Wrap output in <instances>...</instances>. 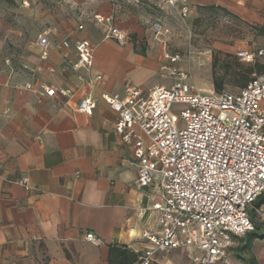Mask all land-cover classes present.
I'll return each mask as SVG.
<instances>
[{
	"label": "crops",
	"instance_id": "0c3cea01",
	"mask_svg": "<svg viewBox=\"0 0 264 264\" xmlns=\"http://www.w3.org/2000/svg\"><path fill=\"white\" fill-rule=\"evenodd\" d=\"M189 5L196 19L223 8L249 24L264 23V0H189ZM116 12L107 2L94 13L112 16V24L127 35L123 42L107 37L89 15L49 36L45 59L35 42L21 66L0 70V264H111L110 247L136 256L149 244L141 239L142 231L159 230L150 210L153 191L136 187L132 147L115 133L118 114L102 95H122L126 84L144 92L164 85L158 81L166 54L179 52H167L134 14L115 18ZM79 38L93 45L92 65L74 69ZM257 63L264 72V59ZM97 74L102 79L89 86L85 79ZM42 85L69 88L72 95H40ZM86 94L96 103L91 115L77 110ZM87 232L100 242L86 241ZM152 264L192 262L179 248L158 253Z\"/></svg>",
	"mask_w": 264,
	"mask_h": 264
},
{
	"label": "built area",
	"instance_id": "2783aa9c",
	"mask_svg": "<svg viewBox=\"0 0 264 264\" xmlns=\"http://www.w3.org/2000/svg\"><path fill=\"white\" fill-rule=\"evenodd\" d=\"M20 1L29 5V0ZM161 1L181 21L189 18V0ZM89 18L106 29L107 37L126 39V33L112 24V16L94 13ZM156 27L161 28L159 23ZM36 43L40 58L45 59L51 45L47 33L38 35ZM75 48L72 68L90 67L93 45L79 38ZM263 52L248 49L237 55L253 65ZM166 58L161 69L172 79L169 86L156 85L144 92L126 84L122 95H102L118 114L115 133L132 147L136 187L153 191L150 210L159 230L142 231L141 239L149 244L137 251L132 264H152L158 253L179 248L189 253L192 264H234L229 259L233 237L254 229L251 211L264 231V202L254 205L264 191V72L254 70L237 91L204 92L179 65L180 53L166 54ZM101 79L97 74L85 81L93 87ZM26 87L32 89L30 83ZM39 93L71 96L72 90L42 85ZM175 104L180 105V126L171 113ZM95 106L86 94L77 110L91 115ZM20 183L30 188L25 179ZM84 239L100 242L89 232Z\"/></svg>",
	"mask_w": 264,
	"mask_h": 264
},
{
	"label": "rangeland",
	"instance_id": "374dc122",
	"mask_svg": "<svg viewBox=\"0 0 264 264\" xmlns=\"http://www.w3.org/2000/svg\"><path fill=\"white\" fill-rule=\"evenodd\" d=\"M107 2L115 4V18L134 14L142 25L150 28L155 40L165 45L167 52L178 51L183 56L179 65L189 72L204 92L214 90L213 57L217 59L214 71L223 81L222 88L237 91L243 79L241 75L250 78L251 73L246 74L245 71L252 66V63L242 60L237 52L264 50L262 37L255 35L239 19L221 12L216 15L206 12L197 19L189 16L183 22L170 7L158 6L157 0L150 6L133 0H29L28 6H24L20 0H0V70L21 66L23 56L31 53L41 33H47L48 37L60 35L65 28L85 21ZM156 23L162 29L157 30ZM261 57L257 59L259 62L264 59V53ZM160 77L158 82L166 86L171 84L172 79L164 72ZM171 113L176 117L177 126H180V105L175 104ZM239 242L233 238L229 251L232 263L246 264V259L254 257L256 264H264V237H256L250 250L238 255L235 247Z\"/></svg>",
	"mask_w": 264,
	"mask_h": 264
},
{
	"label": "trees",
	"instance_id": "16d2710c",
	"mask_svg": "<svg viewBox=\"0 0 264 264\" xmlns=\"http://www.w3.org/2000/svg\"><path fill=\"white\" fill-rule=\"evenodd\" d=\"M141 3L146 2V0H139ZM214 7H204V9L206 10H211ZM220 10L224 15L239 19L238 17H236L235 15H233L232 13H230L229 11H227L226 9H218ZM240 22H242L243 24L247 25L257 36H262L264 37V23L262 25H252L249 24L241 19H239ZM217 59L216 57H213L211 60V65H212V77H213V86H214V90L215 92H219L220 90H222L223 88V81L221 78H219L215 71V65H216ZM259 67L260 64L259 63H254L251 67H248L246 69V74H250L252 73L254 70L259 71ZM235 70V69H233ZM242 76V81L239 83V85H243V83H247V81L249 80V78H246V75H241ZM264 202V191L262 192V194L257 198V200L255 201L254 205L255 206H259L261 203ZM250 217L251 220L254 224V229L252 231H248L246 232L243 236H234L233 238L238 239L240 242L239 244L235 247L237 254L239 255L242 252H246L248 250H250L251 245H252V241L256 238V237H264V231L261 227V223L257 220L256 218V214L254 211H251L250 213ZM136 259V256L128 251L125 248H121V247H115L112 246L109 248V262L111 264H132ZM246 264H256V260L254 259V257L248 258L246 259Z\"/></svg>",
	"mask_w": 264,
	"mask_h": 264
}]
</instances>
